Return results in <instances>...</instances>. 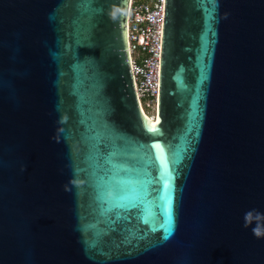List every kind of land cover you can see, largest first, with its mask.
<instances>
[{
    "label": "water",
    "instance_id": "1",
    "mask_svg": "<svg viewBox=\"0 0 264 264\" xmlns=\"http://www.w3.org/2000/svg\"><path fill=\"white\" fill-rule=\"evenodd\" d=\"M130 0H0V264H264V0H164L155 120Z\"/></svg>",
    "mask_w": 264,
    "mask_h": 264
},
{
    "label": "built area",
    "instance_id": "2",
    "mask_svg": "<svg viewBox=\"0 0 264 264\" xmlns=\"http://www.w3.org/2000/svg\"><path fill=\"white\" fill-rule=\"evenodd\" d=\"M164 0H130L127 47L142 109L157 107Z\"/></svg>",
    "mask_w": 264,
    "mask_h": 264
},
{
    "label": "rangeland",
    "instance_id": "3",
    "mask_svg": "<svg viewBox=\"0 0 264 264\" xmlns=\"http://www.w3.org/2000/svg\"><path fill=\"white\" fill-rule=\"evenodd\" d=\"M155 111L156 110H154V109H152V108H150V109H145V112L148 114V115H150V116H154V114H155Z\"/></svg>",
    "mask_w": 264,
    "mask_h": 264
},
{
    "label": "bare ground",
    "instance_id": "4",
    "mask_svg": "<svg viewBox=\"0 0 264 264\" xmlns=\"http://www.w3.org/2000/svg\"><path fill=\"white\" fill-rule=\"evenodd\" d=\"M151 118H152V120L154 121V120H155V114H154V116L152 115Z\"/></svg>",
    "mask_w": 264,
    "mask_h": 264
}]
</instances>
